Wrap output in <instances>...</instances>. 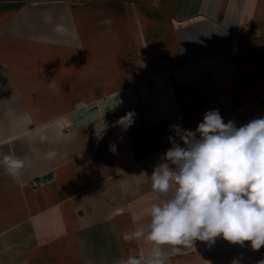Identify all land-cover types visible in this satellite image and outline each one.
I'll return each mask as SVG.
<instances>
[{
  "label": "crops",
  "instance_id": "0c3cea01",
  "mask_svg": "<svg viewBox=\"0 0 264 264\" xmlns=\"http://www.w3.org/2000/svg\"><path fill=\"white\" fill-rule=\"evenodd\" d=\"M218 93L233 100L225 123L264 117V0H0V160L26 161L17 177L0 165V264L143 255L122 233L160 203L145 174L171 147L169 126L195 131ZM165 253L166 264L264 261V246L223 237Z\"/></svg>",
  "mask_w": 264,
  "mask_h": 264
},
{
  "label": "clouds",
  "instance_id": "9594fccd",
  "mask_svg": "<svg viewBox=\"0 0 264 264\" xmlns=\"http://www.w3.org/2000/svg\"><path fill=\"white\" fill-rule=\"evenodd\" d=\"M100 23L110 25L111 20ZM134 118L135 113L128 112L117 124L126 131ZM46 129L41 125L40 140L51 142ZM107 130L102 117L94 134L103 139ZM169 131L171 147L151 175L145 174L160 203L151 206L147 222L122 233L126 243L144 242L148 247L143 255L129 254L114 264H166V248L178 253L193 248L197 240L211 244L217 237L232 244L248 241L254 250L264 246V117L237 127L212 109L195 131L184 129L179 118ZM45 155L54 159L57 153ZM0 165L17 177L26 161L9 153Z\"/></svg>",
  "mask_w": 264,
  "mask_h": 264
},
{
  "label": "built area",
  "instance_id": "2783aa9c",
  "mask_svg": "<svg viewBox=\"0 0 264 264\" xmlns=\"http://www.w3.org/2000/svg\"><path fill=\"white\" fill-rule=\"evenodd\" d=\"M233 105L232 97L229 93H218L215 97L214 108L221 112L229 109Z\"/></svg>",
  "mask_w": 264,
  "mask_h": 264
},
{
  "label": "water",
  "instance_id": "95a60500",
  "mask_svg": "<svg viewBox=\"0 0 264 264\" xmlns=\"http://www.w3.org/2000/svg\"><path fill=\"white\" fill-rule=\"evenodd\" d=\"M52 178H53V174H49V175L45 176V177L42 179V181H43V182H47V181L51 180Z\"/></svg>",
  "mask_w": 264,
  "mask_h": 264
}]
</instances>
